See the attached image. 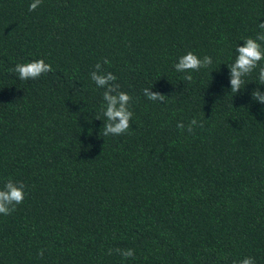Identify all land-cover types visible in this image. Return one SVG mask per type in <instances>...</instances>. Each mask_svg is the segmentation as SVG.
Wrapping results in <instances>:
<instances>
[{
    "label": "trees",
    "instance_id": "trees-1",
    "mask_svg": "<svg viewBox=\"0 0 264 264\" xmlns=\"http://www.w3.org/2000/svg\"><path fill=\"white\" fill-rule=\"evenodd\" d=\"M30 3L0 0V189L25 193L0 214V264H264V84L257 68L236 94L228 68L264 0ZM188 52L213 63L177 72ZM39 59L37 80L11 71ZM97 63L132 98L119 136L100 135Z\"/></svg>",
    "mask_w": 264,
    "mask_h": 264
},
{
    "label": "clouds",
    "instance_id": "clouds-1",
    "mask_svg": "<svg viewBox=\"0 0 264 264\" xmlns=\"http://www.w3.org/2000/svg\"><path fill=\"white\" fill-rule=\"evenodd\" d=\"M41 3L42 0H32V3L29 5V12L35 11ZM258 28L262 31L257 34L255 39L248 38L243 42L244 46L236 47L235 51L238 55H236L235 61L228 66L231 91L236 94L241 91V87L245 82L244 78L253 73L257 68H259L258 79L261 84H264V65L261 64L264 61V47H262L261 43L264 42V23H259ZM104 63L108 64L109 61L105 59ZM212 63V58L209 56L201 59L192 52H188L180 57L179 62L174 67L177 72L191 73L198 72L202 68H208ZM101 68V64L97 63L95 65L96 71L91 73V79L97 87L106 88L103 93V100L106 103L102 108L107 122L104 123L102 128L103 132H100V135L119 136L126 133L131 127L130 121L133 113L130 111V103L132 98L127 93L119 91V85L114 83L116 77L112 73L109 72L106 75L98 74ZM11 71L17 73L20 80L27 81L37 80L42 75L52 72L53 68L50 64L45 63L43 59H39L23 64L18 63ZM183 79L191 82L193 77L188 74ZM144 95L154 102L166 101L167 98L160 94H153L149 88L144 89ZM251 97L253 101L264 104V93H261L259 88L252 91ZM194 126L202 127L203 125L196 119H193L190 121L187 131L191 133ZM177 127L183 129L185 126L183 123H178ZM24 199V185H17L9 180L3 189H0V214L5 216L10 215L15 211L17 205L23 203ZM116 251L125 259L134 257V251L132 249H116ZM43 254L44 250L41 249L39 255L42 257ZM108 254L111 255L112 250H109ZM239 264H255V261L253 258L247 257L240 261Z\"/></svg>",
    "mask_w": 264,
    "mask_h": 264
}]
</instances>
